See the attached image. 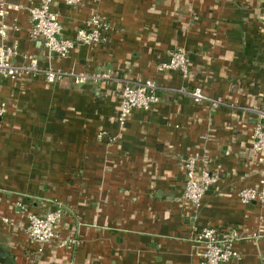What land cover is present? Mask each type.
Listing matches in <instances>:
<instances>
[{"label": "crops", "instance_id": "obj_1", "mask_svg": "<svg viewBox=\"0 0 264 264\" xmlns=\"http://www.w3.org/2000/svg\"><path fill=\"white\" fill-rule=\"evenodd\" d=\"M1 1L16 63L36 58L40 68L110 79L0 78V264H201L193 235L206 227L237 233L238 258L225 264H264V203L238 197L264 180L250 150L264 111V0H52L64 38L94 15L109 25L104 43L63 59L29 38L36 0ZM176 48L188 53L185 78L156 71ZM145 80L158 85L159 102L120 128L118 92ZM194 88L204 101L192 100ZM186 157L218 176L199 207L182 200ZM58 207L56 232L78 243L38 255L27 217Z\"/></svg>", "mask_w": 264, "mask_h": 264}, {"label": "built area", "instance_id": "obj_2", "mask_svg": "<svg viewBox=\"0 0 264 264\" xmlns=\"http://www.w3.org/2000/svg\"><path fill=\"white\" fill-rule=\"evenodd\" d=\"M37 3L28 9L31 24L29 38L43 47L46 56L50 59L57 57L63 59L77 46H96L105 42L109 31L108 23L99 16H91L82 27L75 30L71 38L62 37V26L57 14L52 10V0H36ZM68 7H76L80 0H61ZM13 8L18 9L15 5ZM9 15L8 5L0 2V78L17 79L27 75H41L46 83H62L66 79L76 86L90 80L95 83L110 79L108 73L84 74L62 71L52 67L40 68L36 58H27L26 62L18 64L15 59L20 56L15 46H5L7 38V25L5 19ZM189 57L183 48L174 49L166 62L159 63L157 72L174 71L183 78L189 73ZM194 102L205 100L200 88H194L190 92ZM159 102V87L151 80L125 83L118 92L117 123L122 128L134 110L149 111ZM218 103L213 102L212 107ZM5 109L0 106V118ZM259 120L251 130V152L257 163L264 162V111L258 112ZM103 134V133H101ZM103 135H99L102 137ZM195 157H186L180 161L181 170L184 173L185 184L182 200L199 207L207 189L215 184L218 176L203 165H198ZM260 189L243 188L238 192L242 204L258 202L264 203V180L260 182ZM63 211L60 207L44 215H28L26 233L30 240L37 245L36 253H42L45 246L56 243L59 247H74L78 241L73 235L61 237L56 228L61 220ZM4 222L8 220L4 219ZM238 235L233 229L219 232L217 229L206 227L195 232L193 241L201 248V264H225L238 258V253L233 249V243ZM30 264H39L31 261Z\"/></svg>", "mask_w": 264, "mask_h": 264}, {"label": "water", "instance_id": "obj_3", "mask_svg": "<svg viewBox=\"0 0 264 264\" xmlns=\"http://www.w3.org/2000/svg\"><path fill=\"white\" fill-rule=\"evenodd\" d=\"M5 257H7L6 254L0 251V259H4ZM7 264H9V263H7Z\"/></svg>", "mask_w": 264, "mask_h": 264}]
</instances>
